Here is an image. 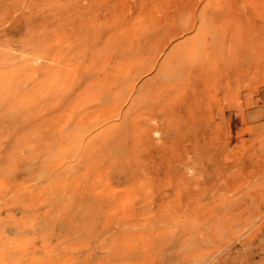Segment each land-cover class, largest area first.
Wrapping results in <instances>:
<instances>
[{"label": "rangeland", "instance_id": "rangeland-1", "mask_svg": "<svg viewBox=\"0 0 264 264\" xmlns=\"http://www.w3.org/2000/svg\"><path fill=\"white\" fill-rule=\"evenodd\" d=\"M0 264H264V0H0Z\"/></svg>", "mask_w": 264, "mask_h": 264}, {"label": "bare ground", "instance_id": "bare-ground-1", "mask_svg": "<svg viewBox=\"0 0 264 264\" xmlns=\"http://www.w3.org/2000/svg\"><path fill=\"white\" fill-rule=\"evenodd\" d=\"M203 20H204V18H203ZM200 38L201 39H199L189 49H187V54L189 56H191L190 60H191V64H193V65H190L188 67L189 71L187 72V76L189 74L193 75L191 70L194 67H196L200 61L199 50H202V48L205 49L209 45L208 42L206 41L205 37L200 36ZM125 57H126V59H123V60H125V62H122L123 61L122 60L120 62V65H121L120 67L115 68V66H113V67L109 66L112 69V72H114L113 76H112L113 81H111V79L108 78L110 76H108L106 78V82L104 80H102L100 83L99 79L96 78V76L93 72H88L86 76H87V79H89V81H88L87 85L81 89V91H85V92L97 91L98 96L96 97V99H98L100 102H107V101L110 102V107L107 108V110L109 112L115 113L118 110L116 106L114 107V105L112 104V101H114L113 99H115L119 94H121L122 90H125L124 88H128L131 90L134 88V86L132 84V76L135 75L136 73H132V75L130 74V63L134 64V66L137 65L138 61H136V60L138 58L132 59L127 54ZM49 58L51 60L55 61V60L61 59L62 56L56 52V53L51 54L49 56ZM127 62L129 64V70L125 69ZM48 68L50 69L51 66H49ZM68 75H69V73L67 74V76ZM173 76H174V72L172 70L168 71L167 69H165V65H164L159 70V72L157 74V80L159 82V86H162V84H164V83L166 84L167 81L169 79H171ZM107 79H108V81H107ZM66 88H68V87L66 86ZM103 90H106V91L102 92ZM64 91L68 92L66 89H64ZM143 95H145V93H143V92L141 94L139 93L138 97L135 98V100H134L135 102L133 103V106L131 107L130 110H128L130 112L131 117H132V115H133V117L138 116V115L144 113V111L152 112L155 110V108H157L155 106V104H152V103L149 105H145V107H143V104L146 101V99H144ZM156 95H157V92H155L152 96H150L151 102L154 101ZM13 121H14V118H12L11 123ZM131 122H134V121L131 120ZM125 123L127 124L124 126V127H126V129H135L136 127H140V123H138V121L134 122L132 125H129L127 121Z\"/></svg>", "mask_w": 264, "mask_h": 264}]
</instances>
